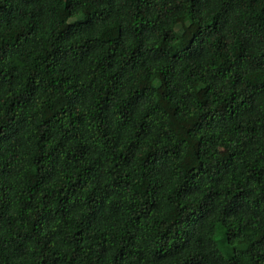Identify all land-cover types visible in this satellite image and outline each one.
<instances>
[{
	"label": "clouds",
	"instance_id": "obj_1",
	"mask_svg": "<svg viewBox=\"0 0 264 264\" xmlns=\"http://www.w3.org/2000/svg\"><path fill=\"white\" fill-rule=\"evenodd\" d=\"M0 264H264V0H0Z\"/></svg>",
	"mask_w": 264,
	"mask_h": 264
}]
</instances>
